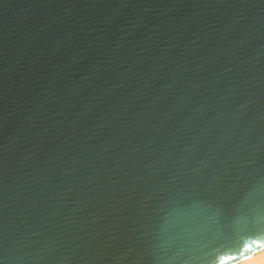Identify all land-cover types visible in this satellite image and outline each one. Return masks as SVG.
<instances>
[{
	"label": "water",
	"instance_id": "95a60500",
	"mask_svg": "<svg viewBox=\"0 0 264 264\" xmlns=\"http://www.w3.org/2000/svg\"><path fill=\"white\" fill-rule=\"evenodd\" d=\"M263 246L264 0H0V264Z\"/></svg>",
	"mask_w": 264,
	"mask_h": 264
},
{
	"label": "bare ground",
	"instance_id": "6f19581e",
	"mask_svg": "<svg viewBox=\"0 0 264 264\" xmlns=\"http://www.w3.org/2000/svg\"><path fill=\"white\" fill-rule=\"evenodd\" d=\"M262 261H264V246L233 264H262Z\"/></svg>",
	"mask_w": 264,
	"mask_h": 264
},
{
	"label": "snow or ice",
	"instance_id": "6c2138e0",
	"mask_svg": "<svg viewBox=\"0 0 264 264\" xmlns=\"http://www.w3.org/2000/svg\"><path fill=\"white\" fill-rule=\"evenodd\" d=\"M239 257L237 256H225L218 260V264H230L231 261L238 260ZM262 264H264V261H262Z\"/></svg>",
	"mask_w": 264,
	"mask_h": 264
}]
</instances>
